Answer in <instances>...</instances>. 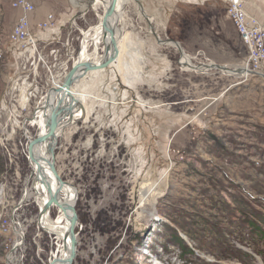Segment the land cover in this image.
Listing matches in <instances>:
<instances>
[{
    "label": "rangeland",
    "instance_id": "1",
    "mask_svg": "<svg viewBox=\"0 0 264 264\" xmlns=\"http://www.w3.org/2000/svg\"><path fill=\"white\" fill-rule=\"evenodd\" d=\"M228 1L132 0L117 26L119 60L73 87L84 115L56 151L59 174L78 192L73 264H264V77L237 75L248 53ZM245 1L262 14L264 0ZM65 2L74 17L52 45L61 50L40 35L38 52L22 57L10 41L19 13L0 0V264H47L53 250L36 200L22 203L38 137L28 122L104 13L93 0ZM151 28L179 42L198 70H186L180 51ZM212 63L236 73L200 71ZM150 183L160 196L140 208ZM8 221L17 226L6 233Z\"/></svg>",
    "mask_w": 264,
    "mask_h": 264
},
{
    "label": "bare ground",
    "instance_id": "2",
    "mask_svg": "<svg viewBox=\"0 0 264 264\" xmlns=\"http://www.w3.org/2000/svg\"><path fill=\"white\" fill-rule=\"evenodd\" d=\"M111 1L112 0H93L91 7L100 4L103 6L105 12L106 8H108ZM131 2L132 0H119L116 6L115 14L110 19V24L112 25V27L116 32V38H120L122 36L123 32L119 30L117 26L120 22H122L124 14L126 13V8L129 6ZM90 3L88 5L84 4V6H87V7H83L84 10L88 9ZM141 13L143 17H145L146 19L147 16H145V13L142 11ZM103 16L104 13L101 16L100 21L96 26L90 28L88 31L83 32L84 40L82 42V47L79 56L75 61L76 63L87 62L91 60L96 64H101L103 61L109 58V55L111 53L110 35L108 31H106L102 27ZM148 20L146 19L147 22ZM148 23L149 24L151 23L150 20ZM117 41L119 44V39H117ZM89 42H91L92 45L95 47V51L92 54L88 52ZM101 43L105 44L103 56H100L98 53L99 46ZM172 44L180 51L181 58L184 56L183 63H184V67H186V70L188 71L198 70L197 65H195L193 61L190 59V57L185 54L184 49L180 45L167 41L165 45L172 46ZM180 64H181V59H180ZM211 67H212L211 64H204L202 65V67H200L201 68L200 71L201 70L202 72L209 71L211 70L210 69ZM240 70L241 68L238 67L237 72H240ZM221 71L224 74L228 72V74L232 76L235 75L236 73V71L229 70L228 66H227V70H221ZM81 80H79V82ZM55 83L57 82L54 80V84ZM61 86L62 84L60 85V87ZM73 87L70 89L73 98L71 97L66 98L63 104L59 107L58 120L60 122V125L56 131L55 138L48 139L47 136L49 134L50 124H51L50 105L55 102L54 100L56 98L63 97L64 94H66L65 91L59 90L60 89L59 86L57 88L54 87V89L51 91V95L48 102L44 100L43 104L35 112L33 119H31L28 122L29 125L38 127L37 139L45 138L46 140L43 142H36L32 146V154H30L28 147L27 158L31 166L32 176L30 179L31 182H29L31 185L30 187L26 188L22 203L24 202V200H31V199L36 200L39 208L38 223L40 225V228L53 238V250L51 251L50 260L47 264L53 262L54 264H67V260L70 257L73 248L71 240L64 239V236L69 230V226H70V222H69L70 213H64L61 208L55 205L52 206V208H50L47 212L42 213L44 205L51 199V197L57 192L59 188V182L56 180L49 166V161L51 160L49 145L50 144L55 145L58 141V138L63 133V131L67 127L77 122L78 120L82 119L84 115V111L82 110V106L80 105L81 101L79 100L78 96L74 95L75 93L73 94L72 92ZM32 142L33 141H31L30 144ZM159 196H160V192L158 191V184L150 183L144 185L140 189V199H139V205L141 206L140 208L145 207L146 205L155 206ZM60 200L62 201V203L75 204L76 201L78 200L77 190L70 184L66 185L60 194ZM54 210L58 212V218L53 221L51 215ZM19 235L23 239V233L20 232ZM18 246H21L20 242L16 244V249L18 248Z\"/></svg>",
    "mask_w": 264,
    "mask_h": 264
},
{
    "label": "built area",
    "instance_id": "3",
    "mask_svg": "<svg viewBox=\"0 0 264 264\" xmlns=\"http://www.w3.org/2000/svg\"><path fill=\"white\" fill-rule=\"evenodd\" d=\"M9 3L19 13L17 23L10 34L11 43L18 47L22 55L38 52V40L31 17L36 12V6L31 0H9ZM226 14L248 53L247 60L242 64L237 75L244 81L252 77H264V8L262 14H258L250 10L245 0H229ZM55 26L54 16L49 15L45 21L36 25V29L45 32L54 29ZM15 226H17L16 222L8 221L3 226L4 231L8 233ZM13 250H17L16 244ZM11 254L8 256L9 259Z\"/></svg>",
    "mask_w": 264,
    "mask_h": 264
},
{
    "label": "water",
    "instance_id": "4",
    "mask_svg": "<svg viewBox=\"0 0 264 264\" xmlns=\"http://www.w3.org/2000/svg\"><path fill=\"white\" fill-rule=\"evenodd\" d=\"M118 1L119 0H112L111 1L110 5L108 6V8H106V10L104 12L103 21H102V27L106 31H108V33L110 35V52L111 53L109 55V58L107 60L103 61L101 64H96L91 60H89L87 62H79V63L75 62L73 64L71 70L66 75L65 80L62 83V86L61 87L59 86V88H60L59 90L65 91L66 94H64L63 97L56 98L54 100L55 102L50 105V114H51L50 123L51 124H50V131H49V134L47 136L48 139H52V138L56 137V131L60 125V122L58 120V112H59L58 110H59V107L66 100V98H68V97L73 98L70 89L74 85L78 84L79 80L85 78L88 74L109 70L119 60V57H120L119 51H118L119 50V44H118V41L116 38V32H115L114 28L112 27V25L110 24V19L115 14ZM137 2H139V1H137ZM139 5H140V9L142 10V12H144V9H143L140 2H139ZM146 19L148 20V17H146ZM148 22H149V20H148ZM151 31L161 44H164V45L166 44V42H163L160 39V37L157 35V33L154 31L153 28H151ZM167 42H173L177 45H180V43L176 42V41H167ZM211 65H212V67L210 69L227 70L226 65H219L216 63H212ZM53 89H54V87L51 88L46 93L45 99H44L45 101L48 102L50 95H51V91ZM45 140H46L45 138H38L37 140L33 141L29 146L30 154H32V146L36 142H43ZM49 147H50V154H51V160L49 161V166H50V169H51L53 175L55 176L56 180L59 182V188H58L57 192L51 197V199L44 205L42 213L47 212L54 205L61 208L64 213H70L69 230L67 231V233L64 236L65 240L70 239L72 242L73 248H72L70 257L67 260V264H70V263L75 262V259L78 255L79 242H78L77 227L79 224V216L77 213L76 203L75 204L62 203V201L60 200V194H61L63 188L66 185H68V183L63 180V178L59 174L57 166H56L57 143L55 145L50 144ZM50 264H54V262L50 263Z\"/></svg>",
    "mask_w": 264,
    "mask_h": 264
},
{
    "label": "crops",
    "instance_id": "5",
    "mask_svg": "<svg viewBox=\"0 0 264 264\" xmlns=\"http://www.w3.org/2000/svg\"><path fill=\"white\" fill-rule=\"evenodd\" d=\"M31 1L36 6V12L31 16L32 21L35 25L36 37L40 38V35H42V37L44 39H46L51 46L54 45L56 43V41H58L60 39L62 40V34L64 33L65 29L67 28V23L71 24L73 17H74L73 15H70L71 5H68L65 2V0H60V2H57V0H44L43 3H41L39 0H31ZM49 15H53L55 20H56V26L54 27V29L47 30L45 32H41L38 29H36V25L39 22L45 21ZM64 46H65V44L62 45V48ZM54 48L55 49L59 48L58 51L61 50V47L56 45V46L51 47V49H53L52 50L53 52L56 51ZM28 54L29 53H25V56H24V55L20 54L19 50H18L19 56L28 57ZM29 58H31V57H29ZM101 72L103 73L104 71H101ZM101 72L91 73L90 75H94L93 77H95L96 74L101 73ZM138 103H140V101ZM140 104H142V103H140Z\"/></svg>",
    "mask_w": 264,
    "mask_h": 264
}]
</instances>
